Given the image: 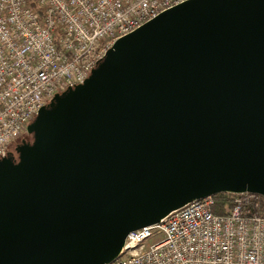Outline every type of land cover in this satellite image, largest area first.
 Listing matches in <instances>:
<instances>
[{"label": "water", "instance_id": "95a60500", "mask_svg": "<svg viewBox=\"0 0 264 264\" xmlns=\"http://www.w3.org/2000/svg\"><path fill=\"white\" fill-rule=\"evenodd\" d=\"M0 159V264H111L206 197H264V0H187L117 39Z\"/></svg>", "mask_w": 264, "mask_h": 264}, {"label": "built area", "instance_id": "2783aa9c", "mask_svg": "<svg viewBox=\"0 0 264 264\" xmlns=\"http://www.w3.org/2000/svg\"><path fill=\"white\" fill-rule=\"evenodd\" d=\"M187 0H0V159L113 43ZM193 201L127 235L111 264H264V197Z\"/></svg>", "mask_w": 264, "mask_h": 264}, {"label": "flooded vegetation", "instance_id": "af4514ba", "mask_svg": "<svg viewBox=\"0 0 264 264\" xmlns=\"http://www.w3.org/2000/svg\"><path fill=\"white\" fill-rule=\"evenodd\" d=\"M30 136L31 135L26 134V136L23 139H21L20 143H18L17 145H15V147L13 148V151L12 150L9 151V153H11L13 155V157L15 158V160L17 159V155L15 153L16 148L19 145H21L22 143H30L29 140H28V137H30Z\"/></svg>", "mask_w": 264, "mask_h": 264}, {"label": "rangeland", "instance_id": "374dc122", "mask_svg": "<svg viewBox=\"0 0 264 264\" xmlns=\"http://www.w3.org/2000/svg\"><path fill=\"white\" fill-rule=\"evenodd\" d=\"M26 136V134L22 135L19 139H16L9 147V151L12 150L15 147V145H17L18 143H20L21 139H23ZM29 142H32V136L28 137Z\"/></svg>", "mask_w": 264, "mask_h": 264}, {"label": "trees", "instance_id": "16d2710c", "mask_svg": "<svg viewBox=\"0 0 264 264\" xmlns=\"http://www.w3.org/2000/svg\"><path fill=\"white\" fill-rule=\"evenodd\" d=\"M218 198H222V195L217 196Z\"/></svg>", "mask_w": 264, "mask_h": 264}]
</instances>
